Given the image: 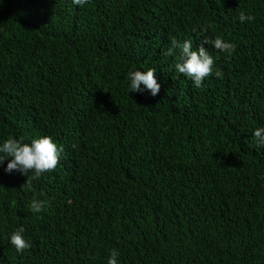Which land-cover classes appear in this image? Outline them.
Here are the masks:
<instances>
[{"label": "trees", "instance_id": "trees-1", "mask_svg": "<svg viewBox=\"0 0 264 264\" xmlns=\"http://www.w3.org/2000/svg\"><path fill=\"white\" fill-rule=\"evenodd\" d=\"M218 36L235 51L205 45L200 88L175 70L180 49L164 55ZM148 69L159 93L130 92L128 72ZM257 127L264 0H0V144L63 148L38 179L0 164V264H107L113 249L118 264H264Z\"/></svg>", "mask_w": 264, "mask_h": 264}, {"label": "clouds", "instance_id": "clouds-1", "mask_svg": "<svg viewBox=\"0 0 264 264\" xmlns=\"http://www.w3.org/2000/svg\"><path fill=\"white\" fill-rule=\"evenodd\" d=\"M73 4L84 6L88 0H72ZM241 22H249L255 20V16L246 15L241 12L239 15ZM205 45H211L214 49L220 52L231 55L236 48L234 43L224 40L222 37L215 39L204 38L196 50H193V42L191 39L179 43L175 39L171 41V47L164 53L165 56H172L174 49L181 50V61L175 63V70L190 78L196 88L202 86L205 78L213 75L214 59L209 54ZM216 78H222V72L216 70L214 73ZM129 91L132 93H141L148 91L152 97H155L160 91V84L156 80V70L148 69L146 72L130 70L127 74ZM143 85V87H141ZM253 138L256 146L264 147V127H257L253 133ZM63 151L62 146L57 147L51 137L44 136L34 138L30 143H25L24 138L16 139L9 137L0 144V164L8 159L5 173L18 172L21 175L28 177L29 173L33 174V179H38L42 174L55 170L59 163L60 153ZM27 185L31 189V185L27 184V180L23 186ZM22 186V187H23ZM46 202L33 197L30 208L33 213H40L44 210ZM24 228L20 227L10 236V243L15 247L18 253H22L31 245L25 240ZM118 251L111 250L107 264H118Z\"/></svg>", "mask_w": 264, "mask_h": 264}]
</instances>
